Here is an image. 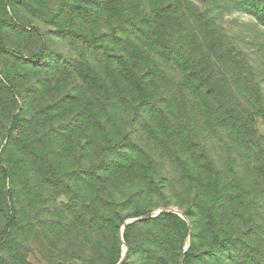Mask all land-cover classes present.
Listing matches in <instances>:
<instances>
[{"label": "rangeland", "instance_id": "1", "mask_svg": "<svg viewBox=\"0 0 264 264\" xmlns=\"http://www.w3.org/2000/svg\"><path fill=\"white\" fill-rule=\"evenodd\" d=\"M124 1L0 0V46L20 53V66L10 70L18 74L12 76L16 86L6 83L0 69V99L25 122L20 126L16 121L13 180L0 162V231L10 241L0 242V264H118L125 253L122 227L114 243L102 228L97 248L90 229L106 222L94 211V129L104 124H97L92 112L97 102L105 113L126 110ZM192 1L248 55L264 95V27L226 0ZM34 56L37 60L30 62ZM185 84L157 77L148 104L135 109L141 128L120 147L122 137L112 138L111 149L103 153L106 167L125 166L124 188L114 193L124 203L121 215L147 208L151 217L171 212L185 222L182 230L161 228L160 249L151 264L167 259L184 264L183 251L191 245L188 264H264V118L254 124L263 153L244 152L241 167L231 172L241 180L235 187L236 214L228 220L230 208L216 199L223 185L219 161L227 156L233 158L230 165L239 161L220 140L209 142L218 164L208 169L203 137L212 128L203 120V94L188 85L181 89ZM11 216L17 219L15 227ZM192 225L198 231L194 241ZM230 229L234 239L225 242ZM137 254L133 248L130 262Z\"/></svg>", "mask_w": 264, "mask_h": 264}, {"label": "trees", "instance_id": "2", "mask_svg": "<svg viewBox=\"0 0 264 264\" xmlns=\"http://www.w3.org/2000/svg\"><path fill=\"white\" fill-rule=\"evenodd\" d=\"M234 10L244 8L258 24L264 27V0H226ZM123 16V64L125 66L124 93L126 95L125 112L108 111L98 107V102L92 112V118L101 121L102 126L94 129V150L96 165L94 168L93 190L94 211L97 219L105 217V224H94L90 229L97 240L93 242L98 247V238L102 228L109 231L112 242L117 240V229L123 227V238L127 246V255L123 264H151L153 257L160 249L161 228L176 226L185 229V222L177 215L170 213L151 217L149 209H135L130 215H121L124 203L116 199L114 193L125 185V166L121 164L106 167L103 153L111 149V139L121 136L119 146L126 144L132 133L140 129L143 123L137 120L135 109L148 104L149 89L153 87L156 78L187 80L189 88L203 94V120L212 130L204 135L203 161L209 162L208 169L217 165L212 156L209 142L221 143L238 158L239 163L230 165L229 156L219 161L222 169L223 185L214 188L216 199L230 208L228 220L236 214L235 187L241 180L233 176L238 166L241 167L240 155H261L263 153L262 139L256 134L254 124L257 117L264 118V95L259 85L256 69L251 65L250 58L237 46L238 42H229L223 37L216 22L203 12L192 0H125ZM4 42V40H0ZM0 46L1 75L7 84L16 86L17 73H11L19 64V52ZM30 62L37 56L29 58ZM18 63V65H15ZM3 65V66H2ZM37 70L36 67H33ZM9 82V83H8ZM186 84L181 87L185 88ZM24 98L23 93H21ZM162 102L165 97L162 96ZM188 102V101H185ZM13 112L4 99H0V162L3 163L10 180L16 174L13 160L14 134L19 126L25 125L24 119L12 116ZM17 121V122H16ZM143 122V121H141ZM22 134V133H21ZM212 137H217L212 141ZM5 142V143H4ZM213 143V144H214ZM104 151L102 147H105ZM28 152L29 145L23 146ZM240 153V154H239ZM38 155V154H37ZM40 159V157H38ZM54 188V187H52ZM13 193V190H11ZM204 194V193H203ZM11 212H17L15 200L12 201ZM127 206V204L125 205ZM3 208V205H1ZM128 207H126L127 209ZM187 212H190L188 210ZM208 221L213 220L210 210H207ZM143 220L124 224V220L133 218ZM17 219L11 216L10 225L15 227ZM134 227L141 233L132 232ZM192 241L198 235L195 225L191 227ZM130 231L131 236H130ZM9 244L6 232L0 231V242ZM234 239L233 229L227 231L222 240ZM97 241V242H96ZM135 249L137 258L130 262V253ZM194 247H187L184 254V264H188ZM184 252V251H183ZM113 264H117L115 261ZM165 264H172L165 261Z\"/></svg>", "mask_w": 264, "mask_h": 264}, {"label": "water", "instance_id": "3", "mask_svg": "<svg viewBox=\"0 0 264 264\" xmlns=\"http://www.w3.org/2000/svg\"><path fill=\"white\" fill-rule=\"evenodd\" d=\"M158 215H159V214H157L156 216H153L152 218L157 217ZM139 220H143V219H142V218H140V219H134V220H130V221H128V222H135V221H139ZM128 222H125V224H127ZM124 226H125V225H124ZM124 226H123L122 229H121V235H122V233H123ZM186 251H187V248L184 250L183 255L185 254ZM126 254H127V248L125 249V253L123 254V257H122V259L118 262V264H123V263H124V261H125V259H126Z\"/></svg>", "mask_w": 264, "mask_h": 264}, {"label": "bare ground", "instance_id": "4", "mask_svg": "<svg viewBox=\"0 0 264 264\" xmlns=\"http://www.w3.org/2000/svg\"><path fill=\"white\" fill-rule=\"evenodd\" d=\"M126 249V248H125Z\"/></svg>", "mask_w": 264, "mask_h": 264}]
</instances>
